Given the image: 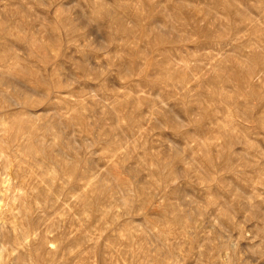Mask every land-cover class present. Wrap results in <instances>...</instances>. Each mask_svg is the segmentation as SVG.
Here are the masks:
<instances>
[{"label":"rangeland","instance_id":"1","mask_svg":"<svg viewBox=\"0 0 264 264\" xmlns=\"http://www.w3.org/2000/svg\"><path fill=\"white\" fill-rule=\"evenodd\" d=\"M0 264H264V0H0Z\"/></svg>","mask_w":264,"mask_h":264}]
</instances>
